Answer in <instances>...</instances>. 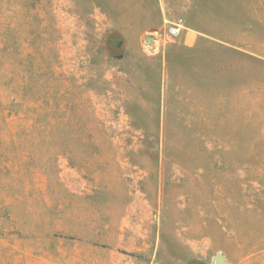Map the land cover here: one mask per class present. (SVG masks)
Returning <instances> with one entry per match:
<instances>
[{"label":"rangeland","instance_id":"1","mask_svg":"<svg viewBox=\"0 0 264 264\" xmlns=\"http://www.w3.org/2000/svg\"><path fill=\"white\" fill-rule=\"evenodd\" d=\"M165 17L211 34L152 55ZM121 257L264 264V0H0V264Z\"/></svg>","mask_w":264,"mask_h":264},{"label":"crops","instance_id":"2","mask_svg":"<svg viewBox=\"0 0 264 264\" xmlns=\"http://www.w3.org/2000/svg\"><path fill=\"white\" fill-rule=\"evenodd\" d=\"M189 30L186 32L185 38H184V44L186 46H193L199 40H204L205 36H209L211 32L205 28H202L200 26H195L193 24H188ZM127 38L126 35L123 34L122 37L119 39V46L124 47L126 45ZM68 186V185H67ZM110 197H121L122 194L117 193H109ZM123 198V201H125L122 206L119 208L120 213L118 215L121 216L120 219L114 220L113 218L108 219V223H105L106 228L102 229V231H112L114 230L113 226H117V231L119 232L118 238L114 239L112 242H107L102 245V247H113V248H126L129 246V243L131 242V239L128 237L129 235H132L133 237L134 233L138 230V227L141 225L142 222V210L140 207V202L142 200L141 195L134 192H128L126 193ZM49 197L45 200H48ZM48 202V201H47ZM50 205V203H48ZM39 205L35 204L34 202H29L27 209L34 211L38 208ZM113 204L109 205V210L107 212V217H115L116 211L114 208H112ZM72 229V228H70ZM70 229H63L62 227L57 230V232H63L67 235H73V231ZM12 252H6V263L12 256ZM102 264H134L133 260L121 257L120 261L117 263H111L106 262Z\"/></svg>","mask_w":264,"mask_h":264},{"label":"built area","instance_id":"3","mask_svg":"<svg viewBox=\"0 0 264 264\" xmlns=\"http://www.w3.org/2000/svg\"><path fill=\"white\" fill-rule=\"evenodd\" d=\"M188 30L189 27L182 17H165L161 26L152 28L143 35V44L150 54L155 55L162 44L182 41Z\"/></svg>","mask_w":264,"mask_h":264},{"label":"water","instance_id":"4","mask_svg":"<svg viewBox=\"0 0 264 264\" xmlns=\"http://www.w3.org/2000/svg\"><path fill=\"white\" fill-rule=\"evenodd\" d=\"M217 261H218V263H220V264L225 263V261H224L221 257H217Z\"/></svg>","mask_w":264,"mask_h":264},{"label":"trees","instance_id":"5","mask_svg":"<svg viewBox=\"0 0 264 264\" xmlns=\"http://www.w3.org/2000/svg\"><path fill=\"white\" fill-rule=\"evenodd\" d=\"M116 43H117V45H120V44H119V39H118V40H116Z\"/></svg>","mask_w":264,"mask_h":264}]
</instances>
